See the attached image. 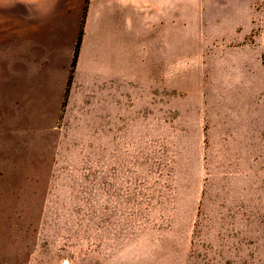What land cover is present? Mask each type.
Instances as JSON below:
<instances>
[{
    "label": "rangeland",
    "instance_id": "374dc122",
    "mask_svg": "<svg viewBox=\"0 0 264 264\" xmlns=\"http://www.w3.org/2000/svg\"><path fill=\"white\" fill-rule=\"evenodd\" d=\"M138 1L123 74L0 54V264H264V0Z\"/></svg>",
    "mask_w": 264,
    "mask_h": 264
},
{
    "label": "crops",
    "instance_id": "0c3cea01",
    "mask_svg": "<svg viewBox=\"0 0 264 264\" xmlns=\"http://www.w3.org/2000/svg\"><path fill=\"white\" fill-rule=\"evenodd\" d=\"M136 1L134 26V0H88L75 66L91 73L130 70L134 51L137 58L140 50ZM85 4L86 0H0V54L19 49L23 61L70 72Z\"/></svg>",
    "mask_w": 264,
    "mask_h": 264
},
{
    "label": "trees",
    "instance_id": "16d2710c",
    "mask_svg": "<svg viewBox=\"0 0 264 264\" xmlns=\"http://www.w3.org/2000/svg\"><path fill=\"white\" fill-rule=\"evenodd\" d=\"M87 2L88 0H86V4L84 6V11H83V17H82V23H81V27H80V30H79V33H78V37H77V41H76V44H75V48H74V55H73V61H72V64H71V71H70V74H69V77H68V82H67V86L69 85L71 79H72V70L75 66V63H76V60H77V56H78V52H79V47H80V43H81V38H82V33H83V28H82V24H83V21H84V18H85V15H86V6H87ZM67 88H66V94H67ZM65 94V96H66Z\"/></svg>",
    "mask_w": 264,
    "mask_h": 264
},
{
    "label": "bare ground",
    "instance_id": "6f19581e",
    "mask_svg": "<svg viewBox=\"0 0 264 264\" xmlns=\"http://www.w3.org/2000/svg\"><path fill=\"white\" fill-rule=\"evenodd\" d=\"M66 263V262H65Z\"/></svg>",
    "mask_w": 264,
    "mask_h": 264
}]
</instances>
